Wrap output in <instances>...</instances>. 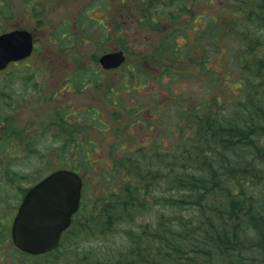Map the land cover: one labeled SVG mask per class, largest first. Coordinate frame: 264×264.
Here are the masks:
<instances>
[{
  "label": "trees",
  "instance_id": "trees-1",
  "mask_svg": "<svg viewBox=\"0 0 264 264\" xmlns=\"http://www.w3.org/2000/svg\"><path fill=\"white\" fill-rule=\"evenodd\" d=\"M129 1L142 36L134 41L117 26L113 48L126 52V63L104 70L100 53L92 54L93 65L73 53L77 64L63 82L76 93L90 90L92 99L105 90L106 106L57 107L44 137L29 138L27 146L14 132L0 136V264H264V0ZM91 17L84 10L75 27L86 30L83 41L99 46L87 38L96 27ZM66 25L54 34L63 45L73 33ZM103 29L112 37V28ZM6 71L0 124L14 104L8 92L14 74ZM119 71L126 80L114 89L111 74ZM102 73L110 74L106 85ZM179 77L200 82L202 91L192 98L177 92L172 84ZM125 92L138 103L128 105L131 96L125 103ZM148 93L151 107L143 102ZM163 105L173 110L168 122L159 118ZM95 126L101 145L90 133ZM44 139L50 144L42 146ZM102 153L108 165L94 162ZM12 154L20 169L29 162L33 177L4 169ZM60 168L83 178L80 209L56 249L24 253L11 241L13 217L30 186ZM90 171L101 178L100 197L85 196Z\"/></svg>",
  "mask_w": 264,
  "mask_h": 264
},
{
  "label": "rangeland",
  "instance_id": "rangeland-1",
  "mask_svg": "<svg viewBox=\"0 0 264 264\" xmlns=\"http://www.w3.org/2000/svg\"><path fill=\"white\" fill-rule=\"evenodd\" d=\"M77 1L79 2L75 1V4L70 7H66L64 9L49 10L48 13H44L43 18L46 19L42 20L41 24H35L34 21L32 22L29 21V19L25 18V10L21 7H14L12 10L3 9V7L0 8V33L9 31L14 27L22 26L27 27L31 30H35L37 38L35 50L28 59L20 61L16 65L12 63L5 69L9 74H14L12 82L9 85L10 89L8 91L9 93L11 92L14 94L12 99L14 104L9 108V117H7L6 121H3L0 124V128L1 126H4L0 129V136H4L14 132L16 137L23 138V140L18 141L20 145L27 146L29 138L33 139V141L36 140L38 142L39 139L44 137V131L47 129V125L51 123L53 113L56 112L57 107L68 104H72L76 107H82V105L88 106L89 104H95V107L97 108V104L106 106V104L100 100V98L103 97V93L105 92V90H103V92L102 90L97 92L98 98L92 99L91 97L94 98V95L90 93V90L88 91V93L80 94L76 93V91H71L70 86H67L65 88L63 82L68 81L67 79H69V76L71 75L69 69L74 65V63L77 64L75 62V60L77 59L71 58L69 56L73 53L80 54V64H82V61H88L93 65L94 61L96 60L93 59L92 54L98 52L100 53V58L104 53H106L104 49H108L109 47L113 48L115 47V44H118L117 26L119 24L121 26L120 28L124 31L123 33H126L128 38L133 39L134 41H137L140 36H142V33L136 30L133 21L130 19L131 10L118 9L117 6L115 8L116 4H114L111 0L112 4L110 8L97 7L87 9L91 16L99 20L94 21L96 23V27L93 29L94 32H92L91 30L92 37L87 38L92 41H94L95 39L101 41L99 42V46L92 45L90 41H83L82 33H86V30L84 31V29H81L78 26L75 27V24H79L78 16L81 12L86 10L82 7L85 5V2L87 0ZM65 23H68V25H66V29L63 30L70 33L73 31L74 34L72 33L70 42L66 45H63L58 40H55L54 34L57 30H62ZM104 25H107L109 29H113V31H111L113 34L112 37H106L110 34L104 29L102 30V28H104ZM114 49L115 48H113L112 50ZM2 75L4 74H1L0 78L5 80L6 77ZM98 75L100 76L103 85H106L107 82H109L110 74L102 73V75ZM23 76L29 77L28 79L23 80ZM125 77L126 75L124 74V72H113L110 78V85L114 87V89H118V87L122 86L121 84L123 83V81L126 80ZM1 83L2 82H0V84ZM33 87H35V91H30L29 88L32 89ZM172 88L177 92L180 91L182 94L188 96H190V93L192 92L198 94L203 89L200 82L187 80L186 78L181 77H179L176 83L172 84ZM147 95L149 96L144 98L143 102L145 103L144 105L151 107V105L148 104H150L152 101L155 103V100H152V96L150 93H148ZM130 96L133 98V100H131L130 104L128 105H134L135 103H138V101L136 102L134 93L132 96V94H126V92L124 96L125 103L130 99ZM157 96V93H155L154 97L158 98ZM108 103L109 101L107 100V104ZM156 103L159 104L160 102L156 101ZM112 106L113 105H111L110 110L112 112H114L115 110L117 111V108ZM154 112L155 111L152 110V113ZM172 112L173 110L171 106L163 105L161 111L159 112V118L165 119V121L168 122L166 116L171 115ZM120 114L122 117H124L123 119H130L125 113L121 112ZM106 119H109V117ZM51 129H54V127ZM90 133L95 136L96 141L100 145L102 143H105L103 138L98 139L99 136H101V134L99 133V127L95 126V128H92L90 130ZM50 142L51 140L48 141L47 139H44V141L41 143L42 146H44L46 144H50ZM14 151H16L15 148H12L10 150L11 153ZM99 151H107V148H99ZM5 155H9V151L3 156L5 157ZM92 158L94 162L96 161L98 163V165H108L110 163V157L106 153L94 154ZM98 158H100V160L97 161ZM17 160L18 159H16V157L12 154L10 155V157L8 156L3 159L2 165L4 166L5 170L7 168L9 170L18 172L25 171L33 177L34 174L29 173V162H23L21 167L23 169H20V166H17ZM85 177L88 182L87 190L86 192L84 191L85 196L100 197L102 195V192L100 191V176H98L96 172L90 171L85 174ZM25 183L26 180L21 182L20 184H17L16 193L18 196L27 187Z\"/></svg>",
  "mask_w": 264,
  "mask_h": 264
},
{
  "label": "water",
  "instance_id": "water-1",
  "mask_svg": "<svg viewBox=\"0 0 264 264\" xmlns=\"http://www.w3.org/2000/svg\"><path fill=\"white\" fill-rule=\"evenodd\" d=\"M34 49L31 31L16 28L0 34V71L23 60ZM123 50L100 57L106 69L125 62ZM83 179L75 170L57 169L33 184L24 195L11 224V240L22 252L41 255L56 249L81 205Z\"/></svg>",
  "mask_w": 264,
  "mask_h": 264
},
{
  "label": "flooded vegetation",
  "instance_id": "flooded-vegetation-1",
  "mask_svg": "<svg viewBox=\"0 0 264 264\" xmlns=\"http://www.w3.org/2000/svg\"><path fill=\"white\" fill-rule=\"evenodd\" d=\"M75 1L79 2L77 0H0V8L3 7L12 10L14 7H21L25 10L24 11L25 18L29 19V21L32 22L34 21L35 24H41L42 20H45V18H43V15L44 13L47 12V10L64 9L66 7H70L73 4H75ZM112 2L116 4L115 8L117 6L118 9H129L135 7V5L131 4L129 0H112ZM112 2L111 0H87L82 8L85 9H92L97 7L110 8ZM91 18L94 19L95 21H99L93 16ZM31 31L34 35V40L37 41L35 30H31ZM99 66L101 67L100 64Z\"/></svg>",
  "mask_w": 264,
  "mask_h": 264
}]
</instances>
